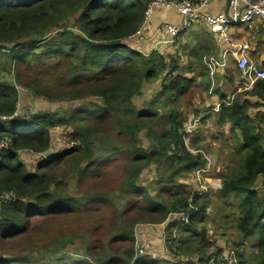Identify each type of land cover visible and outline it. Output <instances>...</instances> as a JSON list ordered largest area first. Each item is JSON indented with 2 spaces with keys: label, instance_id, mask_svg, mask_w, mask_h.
Wrapping results in <instances>:
<instances>
[{
  "label": "trees",
  "instance_id": "16d2710c",
  "mask_svg": "<svg viewBox=\"0 0 264 264\" xmlns=\"http://www.w3.org/2000/svg\"><path fill=\"white\" fill-rule=\"evenodd\" d=\"M154 1L0 0V142L10 141L9 149L0 151L2 240L26 233L35 218L67 217L89 207L88 195L76 199L67 194V175L61 177L60 173L66 160H77L73 172L85 179L97 166L98 152L108 159L126 154L133 164L125 172L126 194L147 195L156 189V196L145 197L142 220L118 225L119 233L110 242L113 248L125 251L122 255L127 261L114 257L104 264H157L151 259H136V227L162 225L171 214L186 213L190 205L194 210L189 225L178 228L193 238L176 244L169 237L170 263L210 264L215 255L220 258L221 250L216 251L215 244L207 241V231L194 230L195 222L209 209L208 197L203 198L207 192L193 183L195 191L188 184L186 191L174 192L179 180L193 178L192 173L205 169L207 161L197 149H188L186 118L177 108L198 86L172 55H165L167 47L174 44L171 39L163 36L165 39L159 40L156 34L142 31L147 9ZM186 1L193 5L200 2ZM10 67L33 70L31 79L17 70V79L32 96L69 107L61 113L19 118V94L2 76ZM149 94L154 96L150 107L139 111L136 99ZM83 101L89 104L77 105ZM161 101L164 104L159 106ZM225 124H230L243 156L238 172L223 177L218 197L228 200L234 196L239 202L237 234L253 242L251 256L239 255V261L232 264H264V81L231 103L222 104L218 125ZM60 128L69 130L75 145L47 160L42 155L51 150L53 131ZM107 134L126 140L127 145L118 143V148L116 141L107 139L106 146L98 148L95 140ZM25 154L42 157L30 169L22 158ZM84 163L89 167L81 169ZM152 168L156 174L147 187L141 177ZM8 193L15 199L3 201ZM121 219L124 221L123 216ZM0 264H66V259L0 257ZM79 264L91 262L84 259Z\"/></svg>",
  "mask_w": 264,
  "mask_h": 264
},
{
  "label": "rangeland",
  "instance_id": "374dc122",
  "mask_svg": "<svg viewBox=\"0 0 264 264\" xmlns=\"http://www.w3.org/2000/svg\"><path fill=\"white\" fill-rule=\"evenodd\" d=\"M185 33H187L186 36L183 33L174 40V43H176L172 44V47H167L168 50L165 51V55H172V60L177 62L186 77L194 78L196 85H198V87H194L193 95L188 100L187 98L184 99L177 108L181 111V115L186 118L185 125L189 122L194 124L200 121L194 135L187 138V146L193 152L197 149L207 161L208 166L200 173L199 171L192 173L193 178L189 176L186 180H179L174 192L186 191L188 184L191 185L190 190L195 191L196 187L191 184L192 180L195 179L194 184H197L198 189L208 191L203 198L208 197L210 206L206 216L199 217L195 222L194 230L205 229L207 231L205 235L208 237L207 241L215 244L216 251L221 250L220 258L218 255L214 256L219 258L221 263L227 260L231 252L235 253L238 261L239 255H244L248 259L253 251L251 247L253 242L252 240L246 241L240 238L235 228L238 220L237 208L239 202L234 199V196H231L228 200H221L218 197L222 189L223 177L232 176V174L238 172L243 153L238 151V141L236 138L234 139L233 134L227 136L225 130L216 127L215 113L203 109V97L208 91L209 84L206 78L203 81L197 79V76L203 74L204 77H207L206 70L200 61L203 59L202 57L208 58L204 65L210 69L208 71L210 76L212 74L220 76V70L223 67L213 59L214 53H217V48L213 45L214 40L208 29L205 30L201 25L200 28H194L193 33L190 30ZM208 45L211 46L212 51L209 50ZM17 70L25 79L33 77L31 72L33 70L10 67L8 71L2 73L4 82L13 86L19 94L20 102L17 112L19 118L27 119L31 115L47 114L53 111L54 113L57 111L61 113L64 111L63 109L69 107L68 104L49 102L42 97L32 96V92L17 79ZM217 77H213L212 80L216 84ZM220 84L218 82L216 90L220 89ZM150 97L149 94V96L145 95L137 98L135 107L139 111L149 108L150 101L154 96ZM87 104L89 103L84 101L77 103L78 106ZM160 104H164V102L161 101L159 106ZM197 113L199 115H196ZM110 133H113V129L110 130ZM141 136L142 143L147 147L148 142L144 134ZM52 137L53 146L49 150L52 155L67 151L75 145L71 142L69 130L66 128L56 129L53 131ZM107 139L116 141L118 148H120L118 143L127 145L126 140L107 134L106 136L101 135L95 140L98 141L97 147L106 146L104 143ZM9 147L10 141L0 142V151L7 150ZM100 155H102L101 152H98L96 156L97 166L89 170L85 179H81L78 173L73 172L77 169V160L75 159L66 160L63 170L60 171L61 177L67 175L66 182H69L67 194L76 199L88 195L91 199L89 207L85 210L76 211L67 217L35 218L30 223L26 233L18 234L5 241L0 237V257L10 259H21L23 257L48 259L53 257L55 260L64 258L66 264H79L84 259L90 261L91 264H104L114 257H120L122 260L127 261L122 255L125 251H118L110 245V242L119 233L118 225L123 226L124 223L128 225L142 220L145 211L144 199L145 197L155 198L156 189L149 191L147 195L129 197L124 188L128 177L125 172L133 166L129 158L126 154H120L110 159L101 158ZM42 156L31 157L25 154L22 155V158L32 169ZM85 167H89L87 163H84L81 169ZM168 169L169 166L163 173ZM155 174V168L147 170L142 175L141 182L150 187L153 184ZM5 198L13 199L14 195L8 193ZM182 214L183 212L173 213L164 224L148 226L150 230H155L153 232L154 237L150 234L145 237L138 231L139 226H137L135 229L136 259L145 258L151 259L157 264H171L170 251L167 250L169 237L170 239L173 237L176 244L191 237L185 235L178 228V226H187L181 220ZM121 216L124 217V221ZM175 224H177V227ZM147 231L149 232V230ZM160 235L159 241L158 237ZM205 236L203 239H205ZM203 239L201 242L205 243ZM143 245H147L148 248L145 249ZM159 247H164L165 250H160ZM171 259L174 261L172 257Z\"/></svg>",
  "mask_w": 264,
  "mask_h": 264
},
{
  "label": "crops",
  "instance_id": "0c3cea01",
  "mask_svg": "<svg viewBox=\"0 0 264 264\" xmlns=\"http://www.w3.org/2000/svg\"><path fill=\"white\" fill-rule=\"evenodd\" d=\"M227 1L228 0H222L217 3H212L208 8L202 9L201 11L203 14L210 17L228 15L229 12L231 14L230 9L228 10ZM166 23L179 26L182 24V17L176 10L165 8L159 9L150 17L145 32H149V34H156L159 40H163L165 37L161 35L159 28ZM201 25L205 30L208 29V32L214 40L213 45L217 48V53H214L213 59L217 61L221 67H223L220 70V76L215 74L210 76V73H208L210 69L204 65V62H206L208 58L202 57L203 59L200 61L206 70L205 73H207V77H204V74L202 76H197L198 81H203L205 78L207 79L209 87L203 97V109L215 113L214 120L216 121V127L220 128L221 126L218 125V114L222 104L227 102L231 103L236 97L245 92L252 91L255 87V85H250L247 76L239 69V61L244 57L248 59L251 64L260 66L264 65V23L260 20H255L250 24L240 23L233 25L230 30V34L234 39V45L232 47L219 43L217 35H215L211 31L210 27L203 22L193 24L186 32L190 30L193 33L194 28H200ZM184 34L185 36L187 35V33ZM208 48L212 51L211 46L208 45ZM231 76L232 79L230 78ZM213 77L218 78L217 84L215 81H212ZM218 82L221 83L220 89L216 90ZM221 129H223V131L225 130V134L227 136L232 134L230 124L223 125ZM192 183L194 184V180H192ZM147 230H149V232ZM138 231H140L145 237H147L148 234L153 237L155 236L153 234L155 230H150L148 226H141ZM160 238L161 235L158 237L159 241ZM158 249L165 250L164 247H159Z\"/></svg>",
  "mask_w": 264,
  "mask_h": 264
},
{
  "label": "built area",
  "instance_id": "2783aa9c",
  "mask_svg": "<svg viewBox=\"0 0 264 264\" xmlns=\"http://www.w3.org/2000/svg\"><path fill=\"white\" fill-rule=\"evenodd\" d=\"M219 1L222 0H200L197 5H193L191 2L186 0H156L147 9L145 24L142 28V31L145 32L150 17L154 14L155 11L162 8L172 9L176 10L181 15L182 24L179 26H174L166 23L159 28V32L161 33V35L171 39V42L174 43V40L181 34L185 33L193 24L197 22H203L210 27L211 31L215 35H217L219 43L228 47H232L234 45V39L230 34V30L233 25L240 23L250 24L255 20H260L264 23V0H259L258 2H253V0H231V14L229 12L228 15H220L217 17H210L203 14V12L201 11L202 9L208 8L210 4L217 3ZM239 69L247 76L250 85H255L257 82L264 81V65L260 66L251 64L248 59L243 57L239 61ZM1 120L5 121V119ZM199 122L200 121H197L194 124L189 122L185 125L184 135L186 136V139L194 135L195 131L198 128ZM205 169H203L202 171H204ZM200 171L201 170H199V173ZM201 191L208 192L204 189ZM5 196L6 194L2 197L3 201H10L15 199V195L13 199L5 198ZM192 210H194V207L190 205L188 211L186 213L183 212V214L181 215V220L187 226L191 221ZM236 260L237 258L235 256V253L231 252L227 260L225 262H222H224L225 264H232L236 263ZM216 261H220V259H215L214 257L213 261H211L210 264H214V262Z\"/></svg>",
  "mask_w": 264,
  "mask_h": 264
},
{
  "label": "water",
  "instance_id": "95a60500",
  "mask_svg": "<svg viewBox=\"0 0 264 264\" xmlns=\"http://www.w3.org/2000/svg\"><path fill=\"white\" fill-rule=\"evenodd\" d=\"M256 1H258V0H253V2H256ZM227 2H228V10H229V9H231V0H228ZM44 157H45V159H47V160L51 159V157H52V152H51V151L46 152V153L44 154Z\"/></svg>",
  "mask_w": 264,
  "mask_h": 264
}]
</instances>
